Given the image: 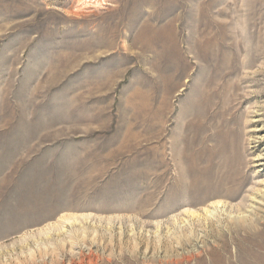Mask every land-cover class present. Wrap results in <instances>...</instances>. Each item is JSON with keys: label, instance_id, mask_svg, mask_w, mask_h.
<instances>
[{"label": "rangeland", "instance_id": "obj_1", "mask_svg": "<svg viewBox=\"0 0 264 264\" xmlns=\"http://www.w3.org/2000/svg\"><path fill=\"white\" fill-rule=\"evenodd\" d=\"M263 161L264 0H0V264H264Z\"/></svg>", "mask_w": 264, "mask_h": 264}, {"label": "bare ground", "instance_id": "obj_2", "mask_svg": "<svg viewBox=\"0 0 264 264\" xmlns=\"http://www.w3.org/2000/svg\"><path fill=\"white\" fill-rule=\"evenodd\" d=\"M257 159H263V157H260V158H257ZM261 163H264V161L263 162L256 163V165H260ZM244 164H245V159H242V161L240 162V164L238 166V169H237L239 172H243V166H244ZM234 173H238V172L236 171ZM220 179H223V178L221 176H219V175H218V179L217 180L213 179V181H212V182H214L213 185L214 184L216 185ZM212 196H214V195H211L210 197H212ZM216 196H218V195H216ZM205 198L206 197H204L203 200ZM218 205L219 204H217V206ZM249 221H251V220H248V219H238L237 221H235L236 222L235 224L238 225L240 223V227H242L243 225H246ZM247 228L250 229L251 228V225L248 226V227L247 226H244V230H246Z\"/></svg>", "mask_w": 264, "mask_h": 264}]
</instances>
